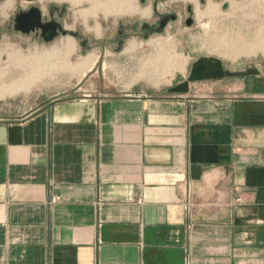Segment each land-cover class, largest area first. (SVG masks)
<instances>
[{"label":"crops","instance_id":"0c3cea01","mask_svg":"<svg viewBox=\"0 0 264 264\" xmlns=\"http://www.w3.org/2000/svg\"><path fill=\"white\" fill-rule=\"evenodd\" d=\"M84 91L0 106V264H264V54Z\"/></svg>","mask_w":264,"mask_h":264},{"label":"rangeland","instance_id":"374dc122","mask_svg":"<svg viewBox=\"0 0 264 264\" xmlns=\"http://www.w3.org/2000/svg\"><path fill=\"white\" fill-rule=\"evenodd\" d=\"M72 1L74 4L71 0L0 2V70L6 71L10 65L20 67L18 62H10L15 59H33L37 60L34 64L38 63L37 69L33 70L34 77L25 78L20 83L24 88L19 93L1 97L0 106L5 103L21 104L30 114L53 100L79 99L87 94L84 87L94 90V87L104 86L108 90L105 93L112 95L117 90L163 86L178 72H184L191 61L201 56H216L236 66L264 54V0H211L219 6L218 12L206 15L207 18L202 20L198 19L199 12H205L209 0H137L141 6L151 5L153 8L152 17L145 20L139 17L107 16L101 9L92 11L89 0ZM225 3L229 5L227 9L223 8ZM32 7L40 8L47 18L51 8L65 9V29L78 33L80 40L67 35L46 44L36 40L33 35L16 33L12 27L15 15ZM188 8H192L191 15ZM170 13H174L178 20L169 24L163 34L144 40L142 25H154L161 16ZM92 14L97 16V20ZM188 17L194 22L192 26L186 24ZM119 30H125L127 35L123 39L122 52L116 54L115 40ZM234 32H240L243 38V48L236 52L230 50L225 42L231 41ZM66 40L74 42L73 52H65ZM84 40L89 42L86 48L82 46ZM135 41V50L127 52L129 44ZM257 42L261 45L263 42V45L258 46ZM161 50H167L171 58L175 55L171 63L156 61L157 53ZM92 54L99 56L94 66L88 61ZM51 63L57 66L53 68ZM14 114L19 116L21 111L16 109Z\"/></svg>","mask_w":264,"mask_h":264},{"label":"bare ground","instance_id":"6f19581e","mask_svg":"<svg viewBox=\"0 0 264 264\" xmlns=\"http://www.w3.org/2000/svg\"><path fill=\"white\" fill-rule=\"evenodd\" d=\"M60 1H64V0H60ZM77 1V0H76ZM75 1V2H76ZM187 1V0H186ZM194 1V0H193ZM198 1V0H197ZM71 2H73L71 0ZM190 2V1H189ZM192 2V1H191ZM196 2V1H195ZM209 4L207 5V9L205 10V12H199V18L200 20H202L204 17L207 18L206 15H213L216 12H218L219 6L215 5L211 0L208 1ZM44 3V2H42ZM82 3V2H81ZM74 4V2H73ZM195 4V3H194ZM78 4H76V7ZM89 5L90 9H92V11H98V9H101L105 12V14L108 16H114L116 18H130V17H139L142 20L145 19H150L152 17L153 14V8L151 5H147V6H141L140 3L137 0H89ZM196 5V4H195ZM85 6V5H84ZM199 6V5H197ZM233 6V5H232ZM238 6V5H237ZM89 9V8H88ZM91 11V12H92ZM199 11V10H198ZM202 11V10H201ZM204 11V10H203ZM80 12V11H79ZM103 12V13H104ZM81 13V12H80ZM83 14V12H82ZM86 15V13L84 14ZM83 15V16H84ZM94 15V14H92ZM91 15V16H92ZM105 15V16H106ZM198 15V14H197ZM89 16V15H88ZM96 15H94L95 17ZM100 16V15H98ZM215 16V15H214ZM97 17V16H96ZM95 17V19H96ZM85 18V17H84ZM210 18H212V16H210ZM97 20V19H96ZM85 21V20H84ZM202 22V21H201ZM86 23V22H85ZM203 26V24H202ZM98 27V26H97ZM96 27V28H97ZM100 29L102 28L101 26H99ZM229 28V27H228ZM94 29V28H93ZM99 29V28H97ZM99 29V30H100ZM231 29V28H230ZM238 29H240L238 27ZM229 30V29H228ZM241 30V29H240ZM91 31V30H90ZM100 32V31H99ZM98 32V33H99ZM102 32V31H101ZM228 33V32H227ZM233 33V32H231ZM235 33V32H234ZM96 34V33H95ZM101 34V33H99ZM232 39L227 40L225 42H227V46L228 48H231L230 50H233L234 52H236L237 50L243 48V38H241V33H235L232 34ZM99 37V36H98ZM228 37V36H227ZM230 37V36H229ZM226 40V38H225ZM67 41V40H66ZM217 41V40H216ZM221 41V40H220ZM246 41V40H245ZM224 42V41H223ZM249 42V41H248ZM254 42V41H251ZM222 43V42H221ZM260 43V42H259ZM257 42V44H259ZM163 44V43H162ZM250 44V43H248ZM252 45V44H251ZM254 45V44H253ZM263 45V42H262ZM65 47V52H71L73 50L74 47V42L73 41H67V43L64 45ZM224 46V45H223ZM136 47V41L135 42H131L129 44V47L127 49V52L132 51L134 48ZM160 47V46H159ZM256 47V46H255ZM63 48V49H64ZM234 48V49H233ZM250 48V47H249ZM260 48V47H259ZM226 49V48H225ZM262 49V48H261ZM135 50V49H134ZM228 50V49H227ZM245 50V48H244ZM251 50V48H250ZM254 50V47H253ZM252 50V51H253ZM73 52V51H72ZM241 51H239L240 53ZM63 53V52H62ZM239 53H236L237 55ZM242 53V52H241ZM71 54V53H70ZM69 55V54H68ZM156 55V54H155ZM154 55V56H155ZM233 55V54H232ZM157 58L158 60L156 61H163V62H168L171 63L172 59L174 58V56H172V58L169 56L167 50H161L158 51L157 53ZM241 56V55H240ZM86 58V57H85ZM99 56H95V55H90V57L88 58V61L93 63V66L96 64L97 60H98ZM87 60V59H86ZM185 60V59H184ZM9 61V60H8ZM85 61V60H84ZM10 62H18L20 67H14L12 65L9 66V69H6V71L4 70H0V98L1 97H5L7 95H13V94H17L19 93L24 86H21V82H23V80L26 79H30L34 74V69H37V65L38 63L34 64V62H37V60H20V59H15V60H11ZM147 63V62H146ZM158 63V62H157ZM84 64V63H83ZM156 64V63H155ZM51 66L54 68L55 66H57L56 64H52ZM92 66V67H93ZM170 66V65H169ZM91 67V66H90ZM148 67V66H147ZM158 70V69H157ZM164 71V70H163ZM153 76V75H152ZM15 80V81H14ZM18 80V82H17ZM20 84V85H18Z\"/></svg>","mask_w":264,"mask_h":264},{"label":"water","instance_id":"95a60500","mask_svg":"<svg viewBox=\"0 0 264 264\" xmlns=\"http://www.w3.org/2000/svg\"><path fill=\"white\" fill-rule=\"evenodd\" d=\"M1 1L2 0H0V2ZM202 2L205 1L203 0ZM228 7L229 5L227 3L223 5L224 9H227ZM189 10H191V8H189ZM176 18L177 16L175 14L163 17L160 21L159 27L157 29H153L152 33L163 34L165 29L169 27V22L176 20ZM192 22V20L188 21L187 26H191ZM12 27L16 33H20L22 35L30 36L35 34L40 36L46 44L55 41L61 34L62 36L69 35L74 39L80 40L78 38V33L69 32L68 30L63 29L61 24H59L55 19H52V21L44 20L43 12L38 7H32L28 11H20L13 19ZM142 27L143 30H149L151 26L150 24L145 23ZM147 38L148 35L144 37L145 40H147ZM82 43L85 45L83 41Z\"/></svg>","mask_w":264,"mask_h":264},{"label":"flooded vegetation","instance_id":"af4514ba","mask_svg":"<svg viewBox=\"0 0 264 264\" xmlns=\"http://www.w3.org/2000/svg\"><path fill=\"white\" fill-rule=\"evenodd\" d=\"M158 1H165V0H158ZM188 12H189V14L191 15L192 13H193V11H192V8H191V10H189V8H188ZM174 13H170L169 15H173ZM17 15V14H16ZM15 15V16H16ZM168 15V14H167ZM167 15H163V16H161L160 18H159V21L156 23V24H154V25H151L150 24V29L149 30H143V27H142V32H143V38L146 36V35H148V38H147V40L151 37V36H153V35H156L157 33H152V30L153 29H157L158 27H159V25H160V21H161V19L163 18V17H165V16H167ZM66 16V10L65 9H57V8H51L50 9V13H49V17L47 18L44 14H43V18H44V20H46V21H52V19H55L59 24H61V27L63 28V29H65V25H64V22H63V20H64V17ZM15 18V17H14ZM178 20V17L176 18V20H174V21H171V22H169V24H171V23H174V22H176ZM192 19H191V17H188L187 18V21H186V24L188 23V21H191ZM193 21V20H192ZM145 24V23H144ZM143 24V25H144ZM194 24V22H192V24H191V26ZM142 25V26H143ZM132 29H134V28H132ZM166 30V29H165ZM165 32V31H164ZM163 32V33H164ZM20 34V33H19ZM34 37H35V39L36 40H38V41H41V42H44L43 41V39H41V37L40 36H37V35H35V34H32ZM126 35H127V33L125 32V30H119V32H118V36H117V38H116V40H115V44H116V48H115V53L116 54H120L121 52H122V46H123V42H124V38L126 37ZM31 36V35H30ZM62 36V34L57 38V39H59L60 37ZM78 38L80 39V37H79V35H78ZM56 39V40H57ZM145 40V39H144ZM54 42V41H53ZM84 43H85V45H83V43H82V46L84 47V48H86V47H88V45H89V42H87V40H84L83 41ZM45 43V42H44ZM52 43V42H51ZM104 48H106V47H104Z\"/></svg>","mask_w":264,"mask_h":264}]
</instances>
